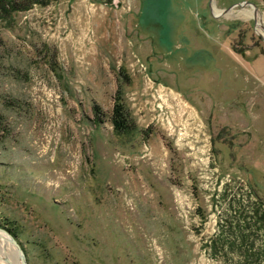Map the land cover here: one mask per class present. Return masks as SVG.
I'll list each match as a JSON object with an SVG mask.
<instances>
[{
    "label": "rangeland",
    "instance_id": "obj_1",
    "mask_svg": "<svg viewBox=\"0 0 264 264\" xmlns=\"http://www.w3.org/2000/svg\"><path fill=\"white\" fill-rule=\"evenodd\" d=\"M256 9L49 0L0 21V227L30 264H224L216 233L264 203Z\"/></svg>",
    "mask_w": 264,
    "mask_h": 264
},
{
    "label": "trees",
    "instance_id": "obj_2",
    "mask_svg": "<svg viewBox=\"0 0 264 264\" xmlns=\"http://www.w3.org/2000/svg\"><path fill=\"white\" fill-rule=\"evenodd\" d=\"M48 1L0 0V21H5V18L9 19L14 12L29 10L34 4L43 5ZM1 42L2 38L0 44ZM111 121L118 132L132 128L128 122L124 104L117 103V100ZM260 206L253 211L250 208L242 212L240 210L239 217L242 216V218H238L236 222L233 220L229 222L230 228L225 232L216 233L212 247L215 248L214 253L222 258L224 264H264V247L259 246V239H263L260 236L264 237L261 233V230H264V203Z\"/></svg>",
    "mask_w": 264,
    "mask_h": 264
},
{
    "label": "bare ground",
    "instance_id": "obj_3",
    "mask_svg": "<svg viewBox=\"0 0 264 264\" xmlns=\"http://www.w3.org/2000/svg\"><path fill=\"white\" fill-rule=\"evenodd\" d=\"M254 10L252 8H246L243 10V13L248 16L251 17V15L253 14ZM257 12V16H258V20H259V32H261L262 34H264V23H263V19L261 17V14L259 12V10L256 9ZM0 232H2L4 235H6V238L8 239V234L6 232H4L3 230H0ZM13 247L10 246V244L7 242V240L5 238H3L2 236H0V264H19L16 254L15 252L12 250ZM6 258H9L11 260V263L6 262Z\"/></svg>",
    "mask_w": 264,
    "mask_h": 264
},
{
    "label": "water",
    "instance_id": "obj_4",
    "mask_svg": "<svg viewBox=\"0 0 264 264\" xmlns=\"http://www.w3.org/2000/svg\"><path fill=\"white\" fill-rule=\"evenodd\" d=\"M0 230H3L4 232L8 234V241L10 245L14 248V252L16 254L19 264H30L24 248L19 243V241L16 239V237L7 229L0 227ZM5 260L6 262L11 263V260L9 258H6Z\"/></svg>",
    "mask_w": 264,
    "mask_h": 264
}]
</instances>
